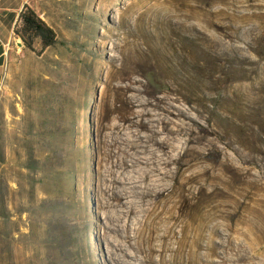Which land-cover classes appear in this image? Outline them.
Segmentation results:
<instances>
[{"label":"rangeland","instance_id":"rangeland-1","mask_svg":"<svg viewBox=\"0 0 264 264\" xmlns=\"http://www.w3.org/2000/svg\"><path fill=\"white\" fill-rule=\"evenodd\" d=\"M29 5L58 42L40 52L37 40L33 52L15 36L6 55L0 78V264H114L97 192L104 126L121 122L122 136L133 139L148 133L123 122L125 115L140 112L146 121L166 116L157 104L163 74L136 64L139 50L153 45L149 37L164 34L173 49H192L197 36L222 79L203 91L200 73L187 62L173 74L177 86L197 97L202 112L192 114L203 125L211 124L208 110H214V136L187 144L198 154L192 169L203 191L195 210L211 218L214 264H264V0ZM170 97L190 110L178 95ZM208 237L204 232L203 245Z\"/></svg>","mask_w":264,"mask_h":264},{"label":"bare ground","instance_id":"bare-ground-1","mask_svg":"<svg viewBox=\"0 0 264 264\" xmlns=\"http://www.w3.org/2000/svg\"><path fill=\"white\" fill-rule=\"evenodd\" d=\"M169 37L150 36L153 45L147 51L139 50L141 59L136 63L163 74L164 82L158 86L163 95L157 97V104L166 116L146 121L140 112L125 115L123 122L148 133H139L133 139L122 136L121 122L104 126L107 133L102 139L99 162L103 170L99 173L97 192L103 197L101 206L107 223L102 228L111 237L108 254L114 264H214L211 218L204 211L195 210L203 191L192 169L198 154L187 145L198 136H214V110H208L211 124L203 125L192 114L202 112L195 104L197 97L177 86L173 74L180 64L187 62L200 73L203 91L213 90L222 79L215 77L214 59L208 50H201L197 36L194 49H173ZM171 94L189 104L190 110L170 103ZM204 232L209 233L206 245L202 243Z\"/></svg>","mask_w":264,"mask_h":264},{"label":"trees","instance_id":"trees-1","mask_svg":"<svg viewBox=\"0 0 264 264\" xmlns=\"http://www.w3.org/2000/svg\"><path fill=\"white\" fill-rule=\"evenodd\" d=\"M14 32L15 36L22 40L25 47L33 52H36L35 42L37 40H39L42 46L40 52L55 46L58 42L53 28L42 20L37 12L29 5H26L20 13L19 21Z\"/></svg>","mask_w":264,"mask_h":264},{"label":"crops","instance_id":"crops-1","mask_svg":"<svg viewBox=\"0 0 264 264\" xmlns=\"http://www.w3.org/2000/svg\"><path fill=\"white\" fill-rule=\"evenodd\" d=\"M30 0H0V78L6 63V55L16 40L15 29L20 13ZM30 6V5H29Z\"/></svg>","mask_w":264,"mask_h":264},{"label":"water","instance_id":"water-1","mask_svg":"<svg viewBox=\"0 0 264 264\" xmlns=\"http://www.w3.org/2000/svg\"><path fill=\"white\" fill-rule=\"evenodd\" d=\"M21 41V43H19L21 46L23 45L24 46V44H23V42H22V40H20Z\"/></svg>","mask_w":264,"mask_h":264}]
</instances>
